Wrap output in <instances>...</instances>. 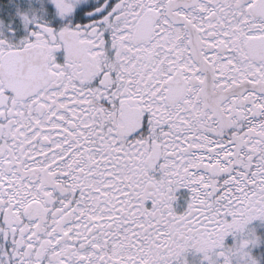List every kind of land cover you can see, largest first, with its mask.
<instances>
[{
	"label": "snow or ice",
	"instance_id": "6c2138e0",
	"mask_svg": "<svg viewBox=\"0 0 264 264\" xmlns=\"http://www.w3.org/2000/svg\"><path fill=\"white\" fill-rule=\"evenodd\" d=\"M0 264H264V0H0Z\"/></svg>",
	"mask_w": 264,
	"mask_h": 264
}]
</instances>
